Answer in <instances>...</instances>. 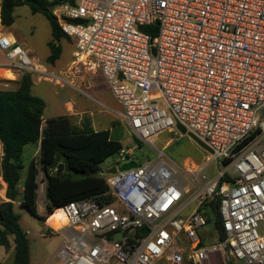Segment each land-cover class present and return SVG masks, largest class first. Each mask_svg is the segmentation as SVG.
<instances>
[{
    "label": "built area",
    "instance_id": "built-area-1",
    "mask_svg": "<svg viewBox=\"0 0 264 264\" xmlns=\"http://www.w3.org/2000/svg\"><path fill=\"white\" fill-rule=\"evenodd\" d=\"M53 5L73 46L66 71L48 72L1 24L0 69L86 97L72 78L100 72L121 108L116 118L137 142L162 130L180 135V125L210 150L203 163L179 165L159 151L157 160L138 165L133 149L121 148L119 166L102 172L110 204L70 202L53 211L57 227L46 218L43 236L62 238L54 264H202L214 254L222 264H264V0ZM129 162L136 167L119 169ZM216 199L221 241L205 215Z\"/></svg>",
    "mask_w": 264,
    "mask_h": 264
},
{
    "label": "trees",
    "instance_id": "trees-1",
    "mask_svg": "<svg viewBox=\"0 0 264 264\" xmlns=\"http://www.w3.org/2000/svg\"><path fill=\"white\" fill-rule=\"evenodd\" d=\"M74 1L0 0V24L10 27L14 9L21 6H27L32 14H42L49 22L52 38L47 44L46 62L54 65L61 54L57 42L67 38L48 7ZM145 30L154 37L155 27ZM16 84L14 90H0V168L8 200L0 203V247L13 246L10 264H29L28 240L13 211L15 203L40 222L70 202L93 199L99 206L110 204L112 199L102 177L101 165L122 146L113 136V129L94 131L88 119L78 125L72 124L67 116L44 119L45 102L32 94L31 75L22 74ZM23 170L25 174L21 179ZM39 175L45 183V217L38 214ZM218 204V199L210 203L205 215L207 224L213 227L217 240L221 241L225 236Z\"/></svg>",
    "mask_w": 264,
    "mask_h": 264
},
{
    "label": "rangeland",
    "instance_id": "rangeland-1",
    "mask_svg": "<svg viewBox=\"0 0 264 264\" xmlns=\"http://www.w3.org/2000/svg\"><path fill=\"white\" fill-rule=\"evenodd\" d=\"M13 18V24L8 28L4 27L3 31L9 32L13 36L17 46L26 50L48 72L58 73L60 71H66L73 51L71 42L64 38L57 42L61 48V54L54 65H50L46 62V58L49 55L47 44L52 39L48 20L40 13L32 14L27 6L15 8ZM3 60V56L0 54V62H3ZM31 79L34 82L31 90L37 96L42 97L45 102L44 119L60 115L64 111L62 103L60 102L61 100L53 97L54 92L61 93L65 97L70 98L71 101H76L77 99L85 100L89 113L88 116L93 122L101 118L103 125H107L111 116L116 117V113L111 110V107L120 109V106L110 93L106 80L100 72L93 74L83 73L72 78V85L82 90L92 99L80 94L76 89L66 84L55 85L44 79L39 80L37 75H33ZM16 87L17 84L15 82L8 83L2 80L0 81V90H14ZM151 97L158 98L159 95L158 93H152ZM69 118L72 124L78 125V120L75 117L69 116ZM113 136L119 139L122 148L133 149L132 158L138 165L157 160L159 151H162L168 158L179 165H182L186 160L194 163H203L208 157V152L201 149L190 138L180 136L176 131L162 130L150 137L146 142H137L131 135L130 130L117 119L113 126ZM117 158V154L109 157L101 165L102 171L106 167L114 164ZM114 166L119 165L115 163ZM210 169L214 176L217 172V164L214 163ZM24 174L25 170L21 172V179H23ZM38 180L43 182L42 175H39ZM45 206V194L39 186L37 207L43 217L46 216ZM13 211L19 218L18 223L20 228L26 233L29 247V264H54L52 259L62 243L61 236L56 234L43 236L46 232L45 221L40 222L24 209L20 208L17 203H15ZM207 230H213V227L209 225ZM214 239L215 233H213L212 238H206V243L210 244ZM9 248L4 249L5 252L0 258V264H10L12 262L13 248L11 253L9 252ZM231 263L242 264L235 260H231ZM204 264H213V257H209Z\"/></svg>",
    "mask_w": 264,
    "mask_h": 264
},
{
    "label": "crops",
    "instance_id": "crops-1",
    "mask_svg": "<svg viewBox=\"0 0 264 264\" xmlns=\"http://www.w3.org/2000/svg\"><path fill=\"white\" fill-rule=\"evenodd\" d=\"M14 78H15V80H13ZM18 79L19 78H17L11 72H8L7 70H4V69H0V81L2 80L4 82H8V83H14L15 82V84H16V81ZM32 83L34 85L33 80H32ZM32 94L36 95L35 93H33V91H32ZM38 97H40V96H38ZM53 97H56L57 100H61L60 102L62 103V106L64 108L63 113H61L60 115H56L54 117L73 116L76 118V120H78V124H80L83 119H88L90 121L91 128L94 131H101V130H109L110 131L113 129V126L115 125V121L117 120V118L115 116L110 117L107 125L106 124L103 125L101 118H99L98 120L93 122L92 119L88 116L89 113L87 111V104H86L85 100L77 99L76 101H71L70 98L65 97L64 95H62L61 93H58V92H54ZM40 98H42V97H40ZM111 110H113L115 113H118L121 111V108L117 109V108L111 107ZM1 157H2V149H1V144H0V161H1ZM39 186H40L42 192L44 193L45 183L42 182V185H39ZM6 201H8V200L5 198V184L2 181L1 168H0V203L6 202ZM38 214L40 216H42V214L39 211V208H38ZM12 248H13V246L10 245V248H9L10 253L12 251ZM4 252H5L4 248L0 247V258L4 254ZM236 262H238V261H236ZM238 263H240V262H238ZM230 264H232V263L230 262Z\"/></svg>",
    "mask_w": 264,
    "mask_h": 264
},
{
    "label": "water",
    "instance_id": "water-1",
    "mask_svg": "<svg viewBox=\"0 0 264 264\" xmlns=\"http://www.w3.org/2000/svg\"><path fill=\"white\" fill-rule=\"evenodd\" d=\"M53 8H54V5L52 4V5H50L49 7H48V10L51 12L52 10H53ZM151 53H152V55H154V49H151ZM176 128H177V130H178V132L180 133V135L182 136V137H188V138H190L191 140H193L201 149H203L204 151H206V152H210V150L205 146V144H203L200 140H198L195 136H193L192 134H186V132H185V129L182 127V126H180V125H177L176 126ZM136 167V163L135 162H129V163H127V164H124V165H122L119 169L121 170V171H123V170H127V169H130V168H135ZM111 172L112 173H114L115 172V170L114 169H112L111 170ZM142 233H146V230L144 229V230H142ZM120 234H116L115 235V239H120Z\"/></svg>",
    "mask_w": 264,
    "mask_h": 264
},
{
    "label": "bare ground",
    "instance_id": "bare-ground-1",
    "mask_svg": "<svg viewBox=\"0 0 264 264\" xmlns=\"http://www.w3.org/2000/svg\"><path fill=\"white\" fill-rule=\"evenodd\" d=\"M59 215V213L52 214L49 218H47L48 220L46 223L53 227H57Z\"/></svg>",
    "mask_w": 264,
    "mask_h": 264
},
{
    "label": "flooded vegetation",
    "instance_id": "flooded-vegetation-1",
    "mask_svg": "<svg viewBox=\"0 0 264 264\" xmlns=\"http://www.w3.org/2000/svg\"><path fill=\"white\" fill-rule=\"evenodd\" d=\"M211 257H213V264H222V261H221L219 254H214Z\"/></svg>",
    "mask_w": 264,
    "mask_h": 264
}]
</instances>
